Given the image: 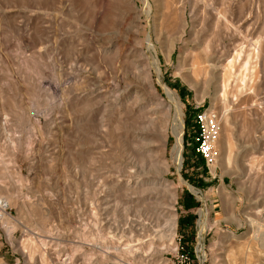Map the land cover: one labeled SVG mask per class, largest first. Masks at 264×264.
<instances>
[{"label":"rangeland","instance_id":"obj_1","mask_svg":"<svg viewBox=\"0 0 264 264\" xmlns=\"http://www.w3.org/2000/svg\"><path fill=\"white\" fill-rule=\"evenodd\" d=\"M203 1L0 0V264H264V0ZM165 88L182 107L175 199L139 200L135 139L159 148Z\"/></svg>","mask_w":264,"mask_h":264},{"label":"bare ground","instance_id":"obj_2","mask_svg":"<svg viewBox=\"0 0 264 264\" xmlns=\"http://www.w3.org/2000/svg\"><path fill=\"white\" fill-rule=\"evenodd\" d=\"M131 1L132 0H124V2H126V3H130ZM199 3H200V1H199ZM201 3H204V1ZM210 4L211 3H209V5ZM189 7H190V5H189ZM201 7H202V5H201ZM209 8H210V6H209ZM210 9H212V8H210ZM191 13H193V12H191ZM150 38H151V36H150ZM148 44H150L152 46V43H148ZM148 56H150V55H148ZM146 69H145V72H147ZM145 82H146V85H148V88L150 89V91L154 92L155 86L152 82L150 72H147L146 77H145ZM225 85H226V83H225ZM165 89H166V94H167L168 100H166V99L161 100V99L156 97L155 101L153 103V104H155L156 107H152L150 109L151 112L152 111L153 112H161L164 114V117L168 118V119L165 118L166 121L163 123L162 126H159V125L156 126L157 127L156 132H157V136H158V141H157L158 143L157 144H158L159 148L153 149L150 146L151 143L150 144L145 143L146 142L145 140H147V139L149 140V142H153V140L151 138H148L146 135H137V137L135 139L136 142L139 143V145H140L139 148L142 150L141 152H143V154L139 160L138 159L136 161L134 160L135 166L138 170V171L135 170L134 173L138 174V179L135 181V184H133L134 186H131L130 188L132 190V194L139 195V200H143L146 198L150 199V197H152V195H153V191L155 188L159 189V191L161 190L162 192L167 193L168 198H170L171 201L175 199V195H174L173 191H170V189L168 188L169 185L166 184V179H165V174L170 169L169 161L166 159V140H167V135H168L169 131L171 130L172 133L174 134L175 138H176V143L173 147V150L175 153L174 158L178 162V164L181 163V160H182L181 153H182V149H183V147H182V131H181V128L183 127L182 111H181L182 107L179 105L178 98L174 95V93L171 90H169L168 88H165ZM173 110H174V112H173ZM149 118L152 119V117H148V120L146 121L147 124L144 123V125L141 126V130L148 131V129H150V127H153L152 126L153 121ZM162 146H164V147H162ZM153 172L155 173V175H153L152 177H149ZM147 175H149V176H147ZM127 188H128V186H127ZM165 214L168 216L169 213L165 212ZM8 216L9 215H5L3 220L5 218H7ZM9 224L10 223H8V225ZM167 224H168V230L170 231V233L174 234L175 219L171 218V214L169 216V219L167 220ZM200 226H202V225H200ZM81 243H83V242H81ZM142 244H143L142 242L138 243V245L137 244L136 245L130 244V245H127L126 248H123L121 251L124 252L126 255H128V254L129 255H137L139 252V247L142 246ZM199 247H200V249H202V243L201 242L199 244ZM80 252H82V251L80 250ZM139 253H141V252H139ZM138 256H139V254H138ZM101 259H103V258H101ZM108 262L109 263H107V264H130V263H127L125 261H122L121 258H119V257H117L116 260H113V261L111 260ZM95 264H100V263H98V261H97V262H95Z\"/></svg>","mask_w":264,"mask_h":264},{"label":"built area","instance_id":"obj_3","mask_svg":"<svg viewBox=\"0 0 264 264\" xmlns=\"http://www.w3.org/2000/svg\"><path fill=\"white\" fill-rule=\"evenodd\" d=\"M197 121L200 128L197 134V150L207 164H213L217 158L215 142L219 134V123L217 116L213 113L202 112L198 114ZM9 214V203L4 198H0V219Z\"/></svg>","mask_w":264,"mask_h":264}]
</instances>
